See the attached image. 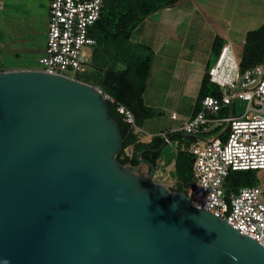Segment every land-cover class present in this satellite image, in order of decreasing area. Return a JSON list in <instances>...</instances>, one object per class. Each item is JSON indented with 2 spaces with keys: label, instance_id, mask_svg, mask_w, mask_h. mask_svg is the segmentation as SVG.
<instances>
[{
  "label": "water",
  "instance_id": "1",
  "mask_svg": "<svg viewBox=\"0 0 264 264\" xmlns=\"http://www.w3.org/2000/svg\"><path fill=\"white\" fill-rule=\"evenodd\" d=\"M122 142L98 87L0 72V264H264L256 240L153 181L143 151L122 164Z\"/></svg>",
  "mask_w": 264,
  "mask_h": 264
},
{
  "label": "built area",
  "instance_id": "2",
  "mask_svg": "<svg viewBox=\"0 0 264 264\" xmlns=\"http://www.w3.org/2000/svg\"><path fill=\"white\" fill-rule=\"evenodd\" d=\"M105 1L49 0L46 39L35 69L87 83L97 43L92 30ZM228 47H223L208 68L210 80L218 85V95H205L192 117L170 127L161 137L165 144L192 156L190 181L182 187L190 203L227 221L264 247V177L252 185L230 186L233 172L264 170V60L240 70L232 56L235 67L221 70L218 64ZM217 72L222 73L218 80L214 78ZM100 91L130 131L141 136L133 111ZM240 103L244 108L237 113ZM169 117L176 119V112H170ZM174 134L180 136L171 138Z\"/></svg>",
  "mask_w": 264,
  "mask_h": 264
},
{
  "label": "crops",
  "instance_id": "3",
  "mask_svg": "<svg viewBox=\"0 0 264 264\" xmlns=\"http://www.w3.org/2000/svg\"><path fill=\"white\" fill-rule=\"evenodd\" d=\"M261 8V0H175L138 17L130 30V40L151 51L141 103L153 114L139 118L137 126L143 133L136 137L137 143L148 145L199 110L200 84L213 66L212 60L217 59L226 45L229 46L226 55L237 60L246 32L264 22ZM100 53L98 63L104 65L103 69L124 68ZM170 112H176L177 118L171 119ZM140 151H136L134 142L124 147L123 154L138 156ZM178 151L174 145L165 143L158 149L155 173L159 177L164 179L166 172L173 178ZM171 164L173 171L167 170ZM177 187L182 188V183Z\"/></svg>",
  "mask_w": 264,
  "mask_h": 264
},
{
  "label": "trees",
  "instance_id": "4",
  "mask_svg": "<svg viewBox=\"0 0 264 264\" xmlns=\"http://www.w3.org/2000/svg\"><path fill=\"white\" fill-rule=\"evenodd\" d=\"M175 0H106L100 19L93 27V35L96 38V48L92 54L93 72L97 74L103 71L100 77V88L103 92L120 101L130 108L138 125L139 118L149 117L153 114L149 108L142 107L141 95L144 91L145 80L148 74L151 51L148 47L133 43L130 40V30L138 22L140 15H147L161 5L170 4ZM100 51L110 61H117L124 65L123 69H103L102 63H98L101 57ZM264 60V22L256 29L246 32L242 50L236 62L240 70L253 66ZM218 85L210 81L208 73H205L198 92V104L205 95H218ZM111 116L116 121L120 135L123 139L121 150L118 154L122 164L136 165L139 157H131L123 154L124 147L135 142L136 151L142 150L141 158L156 165L158 149L164 143L161 137H155L148 145L137 143L136 135L130 131L115 106L106 101ZM174 134L171 138L179 137ZM145 149V150H144ZM121 154L124 156L122 157ZM192 156L185 151H178L175 158V174L182 183L187 186L191 177ZM144 166H141L143 171ZM173 171V165L167 167ZM254 170L236 171L230 176V186L238 188L243 185L255 184ZM239 174V177L234 175ZM236 181L243 182L242 185ZM236 185H233V184ZM177 191H183L179 188Z\"/></svg>",
  "mask_w": 264,
  "mask_h": 264
},
{
  "label": "rangeland",
  "instance_id": "5",
  "mask_svg": "<svg viewBox=\"0 0 264 264\" xmlns=\"http://www.w3.org/2000/svg\"><path fill=\"white\" fill-rule=\"evenodd\" d=\"M48 1L0 0V72L39 67L37 59L43 52L46 39ZM263 2L261 0L262 16L264 14ZM215 61L216 58L212 60V63L214 64ZM100 75L102 73L90 72L87 83L95 87H101ZM238 103V101L235 102L236 105ZM240 104L236 107L237 113L244 108V103ZM141 165L144 166L143 172L148 174V165L143 163ZM252 173L255 175V183L264 177V170L253 171ZM164 175L165 178L163 179L157 173H154L152 179L170 190L177 191L180 187L174 188L172 186L173 183L178 186L180 182L175 172L171 173L173 178H170V175L166 172ZM234 176L239 177V174ZM236 184L242 185L243 182L236 181Z\"/></svg>",
  "mask_w": 264,
  "mask_h": 264
},
{
  "label": "bare ground",
  "instance_id": "6",
  "mask_svg": "<svg viewBox=\"0 0 264 264\" xmlns=\"http://www.w3.org/2000/svg\"><path fill=\"white\" fill-rule=\"evenodd\" d=\"M225 55H226V52H225L223 58L221 59V61L219 62L218 66L221 68V70L226 69V68L233 69L235 66H234L233 60H230V59H232L231 56H230V58L224 59ZM221 76H222V73L217 72L215 74L214 78L216 80H218Z\"/></svg>",
  "mask_w": 264,
  "mask_h": 264
}]
</instances>
